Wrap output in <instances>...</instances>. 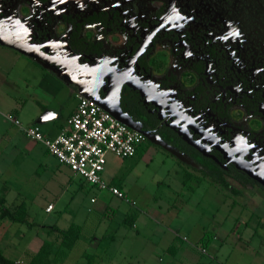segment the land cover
Returning <instances> with one entry per match:
<instances>
[{
	"label": "flooded vegetation",
	"instance_id": "1",
	"mask_svg": "<svg viewBox=\"0 0 264 264\" xmlns=\"http://www.w3.org/2000/svg\"><path fill=\"white\" fill-rule=\"evenodd\" d=\"M0 23L186 172L264 196V0H0Z\"/></svg>",
	"mask_w": 264,
	"mask_h": 264
},
{
	"label": "rangeland",
	"instance_id": "2",
	"mask_svg": "<svg viewBox=\"0 0 264 264\" xmlns=\"http://www.w3.org/2000/svg\"><path fill=\"white\" fill-rule=\"evenodd\" d=\"M34 67L36 73L32 77L39 81L43 69ZM31 73L29 70L28 77L23 79L34 80ZM10 77L16 80L14 74ZM40 81L43 88H36L38 97L31 94L33 88L18 89L28 101L26 113L17 116L0 106V136L22 130L6 117L8 114L24 123L28 114L41 109L38 102L58 111L61 117L74 106L75 98L67 86H57L45 77ZM17 102L20 103L19 99ZM61 117L54 120L56 126ZM21 137L23 143L32 142ZM7 142L0 137V210L8 207L32 223L0 220V250L7 258L26 260L33 235L43 231L42 225L55 222L56 228H70L69 234L57 240L63 245L58 248L56 258H61L68 246L76 243L64 264H93L94 258H81L79 253L100 232L113 235V239H106L111 244L109 253L118 250L124 253L130 247L144 257L152 254L146 263H138L132 257L135 264H164L167 253L164 246L174 232L181 236L177 240L193 248L195 256L203 261L212 257L218 261L212 264H264V196L255 191H236L232 185L218 183L197 172H191V177L185 180L186 170L166 154L151 149L148 141H142L133 156L120 158L112 152L106 155L103 177L123 189L124 197L119 198L97 189L79 175L74 176L51 154L46 158L52 168L48 171L37 168V162L26 157L23 148L14 149ZM94 194L98 195L96 203L90 201ZM50 205L52 211H46ZM133 215H139L135 226L131 222ZM212 230L216 238L203 245L200 237ZM204 247L207 250L203 251ZM46 249L38 257L42 264ZM35 261L39 264L37 258Z\"/></svg>",
	"mask_w": 264,
	"mask_h": 264
},
{
	"label": "crops",
	"instance_id": "3",
	"mask_svg": "<svg viewBox=\"0 0 264 264\" xmlns=\"http://www.w3.org/2000/svg\"><path fill=\"white\" fill-rule=\"evenodd\" d=\"M34 65L36 66V64L29 57L22 55L16 50L0 45V106H4L8 108L11 112H14L17 116L21 115L22 113H26L25 110H27V102H28L25 99H23L19 94L18 89H20V87L24 86L29 90L33 88L34 93L31 94L33 96L37 95L38 97V94L36 93V88H40V89L43 88L42 85L43 81L40 80L44 79V77L45 79H48V81L57 84V86L63 85V83L59 81L54 75H52L50 72L45 70H43V74H42L43 76L39 78L40 82L36 81L38 79L32 77V74L36 73V69ZM29 70L32 72L31 78L34 79L31 82L23 79L26 78V76L28 77ZM13 74L15 75L16 80H12V78L10 77ZM8 89L13 90L14 93L10 92ZM51 95H55V92ZM73 97L75 98L74 106L71 108V110L68 112L66 116L61 117L62 115L58 111L47 109L45 108L44 104L38 102L41 109L36 110L31 115L28 114L24 118L25 119L24 123L22 121L20 122L22 123V125L25 126L36 124L40 127V129L43 131L45 135L49 137H54L60 132L66 119L76 108L77 97L76 95H74ZM18 99L20 103L17 102ZM59 117L62 118V121L56 126L54 120ZM18 119L20 120L19 117ZM42 124H47V125L45 128H43L41 126ZM2 136L8 140L7 143L8 145L10 144L9 145L10 147L12 145L14 149H17L19 147L23 148L22 152L26 155V157H30L32 158V160L37 162L36 165L37 168H42L44 171L46 170L48 171L50 170V168H52L47 162V158H46L49 153L41 143L35 142L33 140H31L32 142H25V143L21 141L22 138L21 136H25L22 130L19 132L18 131L13 132L11 134L5 133L0 137ZM57 163L60 164L58 161ZM71 174L76 176V174H74L73 172ZM97 196H98L97 194L92 195L90 201L92 198H94L95 200L92 202L96 203L98 200ZM52 209H53L52 205L50 210H47L46 207V211H52ZM138 217L139 215H133V217H131L132 226H135V223L138 221ZM42 228L43 231L41 233L36 232L31 238V241L28 243L29 245L26 251L29 250V252H27L26 260L14 259L15 261L22 262L25 264H30L34 261L35 256L41 254V252H43L46 247L47 252L45 258L43 259L44 264L65 263L66 258L69 256L71 250L74 249L76 243L74 242L71 245H69L67 251L63 252V254L61 255V258H56V256L59 255L58 248L63 245L62 242H59L57 240L60 236L61 237L64 236V234L59 232L57 229H61V230H66V229L56 228L55 222L50 224H44L42 225ZM170 231L173 232L172 230ZM211 234L213 235L212 239H215L216 235L214 230H212ZM182 236H186V235H182ZM108 237H111V239H113V235L107 236L104 232H100L97 235L94 234L93 238L90 241H88L84 250L80 251L79 253L80 257L94 258L93 264H135L134 259H136L138 263L139 262L146 263L148 258L149 260L152 259L151 253H148L144 257L142 253L132 250L130 247H127L124 253L121 252L120 250L118 251L116 250L119 253L118 255L117 252L109 253L107 251L111 250L109 248L111 244H109V241L106 240ZM177 237L180 238L181 236H179L178 234H176V232H174L173 238H171L169 242L164 246V249L167 252L164 264H212L213 262H218L214 260V258L212 257L209 258L210 259L209 261H203L201 258L195 256V253L193 252V248L189 246H184L181 242H179V240H177ZM73 240L77 241L75 238H73ZM188 243L190 244V242ZM142 249H144V247ZM205 249L207 250V248ZM132 257L135 258L133 259Z\"/></svg>",
	"mask_w": 264,
	"mask_h": 264
},
{
	"label": "built area",
	"instance_id": "4",
	"mask_svg": "<svg viewBox=\"0 0 264 264\" xmlns=\"http://www.w3.org/2000/svg\"><path fill=\"white\" fill-rule=\"evenodd\" d=\"M76 97V108L54 137L45 135L36 124L25 126L11 114L6 117L19 126L27 138L41 143L49 154L74 174L99 190H107L123 198V190L103 177L106 155L112 152L120 158L133 156L137 146L144 141V136L118 120L94 100L80 94H76ZM50 209L51 205L47 207V210ZM202 250L205 251V248Z\"/></svg>",
	"mask_w": 264,
	"mask_h": 264
},
{
	"label": "water",
	"instance_id": "5",
	"mask_svg": "<svg viewBox=\"0 0 264 264\" xmlns=\"http://www.w3.org/2000/svg\"><path fill=\"white\" fill-rule=\"evenodd\" d=\"M0 45L6 46V47L11 48L13 50H16L17 52L21 53L22 55H25V56L29 57L30 59H32L33 61H35L36 63L40 64L45 69H49L47 66H45L41 63L37 53L31 49V47H30L31 45L27 44V40L24 38V36H19L15 33H12L11 31H9V29L7 28L6 25H3L1 23H0ZM53 73H55L56 77L59 78L61 81H63L67 86H70L73 84V82L66 80L65 77H63L60 73H57L55 71H53ZM73 85L75 86L76 94H80L84 97H87L89 99L94 100L100 106H102L105 110H107L113 116H115L118 120H120L121 122H123L127 126L145 134L144 131H141V129L139 127L134 125L131 118H126V117H122V116L118 115L117 112L121 111L119 106L116 110L109 108L106 105H104L103 103L94 99V97H92L91 95L85 93L77 84L74 83ZM154 142L163 146L166 150H168L171 154H173L179 160L186 162L185 159L177 151L171 149L170 147H168V146H166V145H164L158 141H154Z\"/></svg>",
	"mask_w": 264,
	"mask_h": 264
},
{
	"label": "trees",
	"instance_id": "6",
	"mask_svg": "<svg viewBox=\"0 0 264 264\" xmlns=\"http://www.w3.org/2000/svg\"><path fill=\"white\" fill-rule=\"evenodd\" d=\"M184 176L186 177L185 180L189 179V177H191L190 173L189 172H186L184 174ZM1 219H9V220H12V221H21V222H27L25 221V219L23 217H20L19 215L16 214V212L10 210L8 207H5L3 206L0 210V220ZM28 223V222H27ZM30 225H32V223H28ZM59 232H61L62 234L64 235H67L69 234V231H70V228L68 230H61V229H57ZM213 238V235L209 232H205L203 233V235L200 237V241L202 242L203 245L207 246L211 240ZM40 254L38 256H35V259L32 263L30 264H35V260L37 258V261L39 264H42L41 261L39 260V257ZM40 261V262H39ZM0 263L1 264H25V263H22V262H17L15 260H12L10 258H7L5 257L1 250H0Z\"/></svg>",
	"mask_w": 264,
	"mask_h": 264
}]
</instances>
